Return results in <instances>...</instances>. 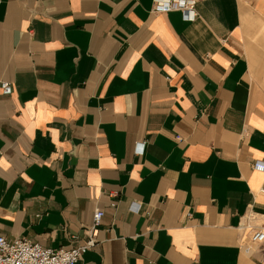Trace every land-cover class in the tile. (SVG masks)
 <instances>
[{
  "label": "crops",
  "instance_id": "1",
  "mask_svg": "<svg viewBox=\"0 0 264 264\" xmlns=\"http://www.w3.org/2000/svg\"><path fill=\"white\" fill-rule=\"evenodd\" d=\"M196 14L0 0V236L73 249L103 211L78 264H264V0Z\"/></svg>",
  "mask_w": 264,
  "mask_h": 264
},
{
  "label": "built area",
  "instance_id": "2",
  "mask_svg": "<svg viewBox=\"0 0 264 264\" xmlns=\"http://www.w3.org/2000/svg\"><path fill=\"white\" fill-rule=\"evenodd\" d=\"M155 11L168 12L180 10L187 21H194L197 0H154ZM3 94L11 95L13 86L10 82L1 83ZM253 168L264 172V162H255ZM264 193V187L260 190ZM104 216L103 211L94 214V223L89 239L73 249L44 248L31 240L18 238L8 240L0 236V264H78L83 255L96 246L98 227ZM257 244H264V228L257 230L251 237Z\"/></svg>",
  "mask_w": 264,
  "mask_h": 264
}]
</instances>
